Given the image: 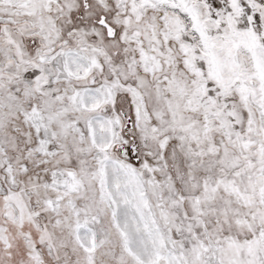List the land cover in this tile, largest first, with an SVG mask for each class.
Masks as SVG:
<instances>
[{
  "label": "snow or ice",
  "instance_id": "1",
  "mask_svg": "<svg viewBox=\"0 0 264 264\" xmlns=\"http://www.w3.org/2000/svg\"><path fill=\"white\" fill-rule=\"evenodd\" d=\"M0 264H264V0H0Z\"/></svg>",
  "mask_w": 264,
  "mask_h": 264
}]
</instances>
